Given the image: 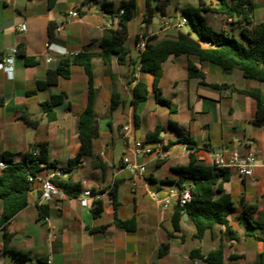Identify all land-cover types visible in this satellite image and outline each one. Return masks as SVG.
Returning a JSON list of instances; mask_svg holds the SVG:
<instances>
[{
    "label": "crops",
    "instance_id": "obj_1",
    "mask_svg": "<svg viewBox=\"0 0 264 264\" xmlns=\"http://www.w3.org/2000/svg\"><path fill=\"white\" fill-rule=\"evenodd\" d=\"M102 1L0 0V25L8 20L16 23L0 32V160L7 154L15 163H21L33 147L45 142L56 168L42 170L36 176L46 178L55 172V179L70 180L80 183L83 189L106 193L101 199L100 215L93 212L94 205L82 207L78 196L56 197L39 206L42 185L35 181L27 207L15 215L5 231L0 230V262L47 264L51 259L53 264H209L206 256L222 245L224 264H262L261 235L253 231L247 235L238 215L244 201L257 206L255 218L264 216V127L253 123L257 115L256 99L240 93L260 90L264 98V83L244 78L239 70L225 73L195 56H171L162 65L159 92L153 89V77L145 75L148 97L133 107L132 77L134 74L140 77L138 66L136 70L129 64L121 66L114 57L108 72L99 56L100 42L110 31L101 28L111 18L102 10ZM109 1L118 7L119 0ZM253 2V19L260 23L264 21V0ZM137 9L135 33L129 32L124 42L130 60H138L141 53L137 35L143 38L147 33L164 38L178 31L164 28V16L159 13L146 28L143 8ZM72 10L79 12L78 18L69 17ZM171 16L168 22H176L175 16ZM213 19L220 18L214 14ZM221 21L223 29H228ZM50 22L63 26L56 31L54 42H49ZM22 24L27 26L25 33L18 31ZM184 29L187 26L180 30ZM47 44L51 45L49 49ZM10 48L18 50L13 80L6 78L1 67V60ZM81 52L94 55V110L99 133L94 139L93 156L83 159L84 164L69 166V161L82 149L78 119L88 103V78L84 69L73 63L74 56ZM62 62L67 65L61 73L68 71V74L61 75L55 85L39 87L47 81L48 72L57 70ZM189 64L204 74L206 84L216 88L202 85L201 78L191 77ZM117 92L120 105L113 111V95ZM158 98L170 100L176 111L171 112ZM53 101L57 105L44 112L42 105ZM23 113L39 119V125H26L20 117ZM115 124L122 141L120 156L114 139L105 136L108 130L113 133ZM124 125L131 126L126 136L122 132ZM157 128L161 131L160 140L150 141L149 135ZM180 134L196 144L197 161L206 166L210 150L226 156L233 150L242 154L250 148L256 151L258 166L254 176L243 178L227 170L228 180L217 194H228L235 204L236 211L228 220L234 230L231 236L236 240L230 239L223 225H216L198 238L194 224L185 215L175 229L174 206L162 210L149 198V191L164 196L170 189L193 186L191 179L174 170L188 166L193 152L178 141ZM138 140L152 147L160 144L167 156L162 158L157 152L136 156L134 146ZM125 158L146 164L144 179L127 171ZM118 221L127 222L128 227L119 226ZM10 250L27 254L29 260L18 262ZM160 251H164L162 256Z\"/></svg>",
    "mask_w": 264,
    "mask_h": 264
},
{
    "label": "trees",
    "instance_id": "obj_2",
    "mask_svg": "<svg viewBox=\"0 0 264 264\" xmlns=\"http://www.w3.org/2000/svg\"><path fill=\"white\" fill-rule=\"evenodd\" d=\"M98 1V0H96ZM173 0H144L143 4V23L147 28L150 26L157 14L168 18L172 17L170 6ZM101 8L111 17L119 15L121 10L124 14L119 17V24L116 29L110 30L107 37L100 42V58L103 65L110 72V67L114 57L121 66L132 65L134 69L139 68L140 77L135 74L132 80L135 82L132 91L131 104L138 106L148 97L147 84L144 76L149 74L153 77V89L159 92V83L163 76V63L171 56H195L201 62H209L221 68L225 73L234 70L242 72L244 78L264 83V21L256 23L253 19L254 2L253 0H199L198 7H187L183 9V15L187 19V29L178 30L172 37L160 38L157 35L145 37V49L141 51L138 60H130L129 49L124 42L129 34V23L134 19L137 9V0H119L116 8L115 3L103 0ZM204 14H216L218 18L228 22L229 28L215 31L211 26H205ZM56 28L54 22L49 23L48 35L49 42L56 41ZM140 36H136L139 43ZM93 57L89 52H81L74 56L73 63L81 66L88 78V103L78 119L79 138L82 149L80 154L69 161V166L79 163L86 157L93 156L94 139L98 135V123L94 110V80H93ZM67 63L62 62L57 70L48 72L47 81L39 87L55 85L61 75L66 76L68 71L61 73ZM191 77L201 78L202 85L216 88L204 82L205 76L193 64L188 65ZM240 93L253 97L257 101V115L253 123L264 127V98L260 90H244ZM111 109H118L120 101L119 93H115ZM61 96H58L60 98ZM158 102L171 112H175V106L170 100L158 98ZM57 105L56 102H47L42 105L44 112L51 111ZM26 125L37 127L39 119L31 117L28 113L20 116ZM160 129L149 135V140H160ZM151 141V140H150ZM179 142L186 145L190 154V164L186 167H176L174 170L183 178L193 181V186L189 189L192 195L190 202L184 206H174L173 224L178 229V222L187 215L194 224L197 234L201 238L207 230H212L216 225L226 227L227 234L231 240L236 238L231 235L234 233L229 226L228 217L236 211L235 204L228 194L217 196L222 191V183L228 180L229 172L222 170L214 171L211 167L198 163L195 153L198 151L196 144L188 137L180 134ZM50 149L47 143H40L33 147L32 151L25 155L21 163H15L10 155L5 154L3 160L7 167L0 170V203L2 212L0 214V230L6 229L7 224L29 204V195L33 185L29 182L30 176H36L40 171L48 168H56L55 163L51 162ZM66 171V169H63ZM54 183L63 190L67 196L77 197L83 191L80 183H73L70 180L55 179ZM186 189V188H181ZM95 192V190H93ZM114 192V190H113ZM103 210L102 201L94 203L93 212L100 215ZM241 214L238 219L243 221L245 233L250 231L259 232V240L263 244V253L260 254V261L264 264V216L255 218L258 208L241 201ZM121 227H128L127 222L118 221ZM8 239V236H6ZM166 247V245H165ZM5 251L8 248L5 245ZM18 262L29 260L28 255L22 252L10 250ZM164 251L159 252L162 256ZM209 264H224V249L222 245L218 249L211 251L205 258Z\"/></svg>",
    "mask_w": 264,
    "mask_h": 264
},
{
    "label": "built area",
    "instance_id": "obj_3",
    "mask_svg": "<svg viewBox=\"0 0 264 264\" xmlns=\"http://www.w3.org/2000/svg\"><path fill=\"white\" fill-rule=\"evenodd\" d=\"M124 14V10L119 12V15L111 17L104 24V27L101 30H111L118 27L119 17ZM69 17L78 18L79 12L72 10L69 12ZM164 28H174L180 30L185 27L187 24V19L182 17L181 20L173 23H169L167 18L164 17ZM231 20L229 19L228 22ZM63 26L56 28V31H61ZM27 30L26 24H22L18 27V31L25 33ZM146 39L141 38L138 43V48L140 51L145 49ZM51 47L50 44H47V48ZM18 54L17 48H10L8 53L1 60V67L4 71L6 78L8 80H13L14 78V58ZM68 56H74L73 54L67 53ZM131 131L130 125H124L122 127V132L124 136L128 135ZM157 152L158 155L162 158L166 157V152L163 150L160 144L155 147L150 146L143 140H138L135 142L134 154L136 156H145L151 155ZM256 151L252 148L248 149L244 154L239 153L237 150H233L229 155H223L214 153L212 150L208 151L209 156V167L214 171L219 172L222 170H231L234 171L238 176L246 178L253 177L256 167L258 166ZM125 168L127 171L135 178L144 179L146 176L147 167L146 164L137 163L136 161H131L128 158L123 160ZM79 164H84V161L81 160ZM264 166V164H263ZM7 167V163L4 160H0V170ZM57 173L52 172L48 174L46 178H40L38 176H30L29 182L33 185L35 181L39 180L42 185V192L39 199V206L51 202L56 197H64L66 194L57 187L54 183ZM106 195L101 191H93L89 188L83 189L80 193L79 202L82 207L93 206L95 202L101 201V199ZM149 198L156 203L162 210H168L175 205L184 206L190 202L192 195L189 189H170L166 192L164 196H159L155 191L148 192ZM48 220V218H45ZM0 264H4L0 262ZM47 264H53L51 259H48Z\"/></svg>",
    "mask_w": 264,
    "mask_h": 264
},
{
    "label": "rangeland",
    "instance_id": "obj_4",
    "mask_svg": "<svg viewBox=\"0 0 264 264\" xmlns=\"http://www.w3.org/2000/svg\"><path fill=\"white\" fill-rule=\"evenodd\" d=\"M211 0H206V3H210ZM143 4H144V0H137V6L138 9L137 11H140L143 8ZM198 7L199 6V0H173V3L170 6V10L172 12V14L175 16L176 18V22L181 20L182 17H184L183 15V7ZM205 16V26H211L215 31H221L223 29V25H222V21L221 19H213V14H204ZM224 21V20H223ZM164 22V20H163ZM138 23V17H134V19L129 23V32L130 34H134L135 33V29H136V24ZM227 28H229L228 22L224 21L223 22ZM165 24V23H164ZM115 115V113H113ZM122 121V120H121ZM108 133H106V138L107 139H114L115 143L117 144V153L118 156L121 155L122 153V141L120 136H118V129L116 127H114L113 133L111 134L110 131H107ZM140 134V132H139Z\"/></svg>",
    "mask_w": 264,
    "mask_h": 264
},
{
    "label": "water",
    "instance_id": "obj_5",
    "mask_svg": "<svg viewBox=\"0 0 264 264\" xmlns=\"http://www.w3.org/2000/svg\"><path fill=\"white\" fill-rule=\"evenodd\" d=\"M15 24L16 23H15L14 20H8V21L4 22L3 24L0 25V32L5 30V29H7V28H9V27L14 26ZM185 217L187 218L188 216L185 215Z\"/></svg>",
    "mask_w": 264,
    "mask_h": 264
}]
</instances>
